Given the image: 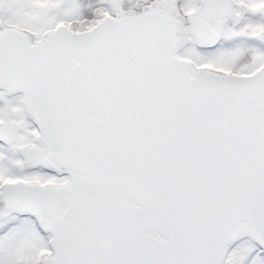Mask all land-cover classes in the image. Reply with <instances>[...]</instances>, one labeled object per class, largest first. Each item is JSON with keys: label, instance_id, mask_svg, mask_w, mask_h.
Returning <instances> with one entry per match:
<instances>
[{"label": "snow or ice", "instance_id": "snow-or-ice-1", "mask_svg": "<svg viewBox=\"0 0 264 264\" xmlns=\"http://www.w3.org/2000/svg\"><path fill=\"white\" fill-rule=\"evenodd\" d=\"M0 264H264V0H0Z\"/></svg>", "mask_w": 264, "mask_h": 264}]
</instances>
